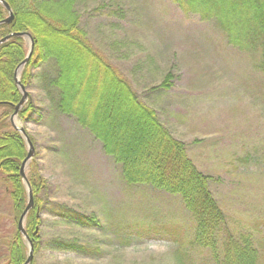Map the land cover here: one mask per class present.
<instances>
[{
	"label": "rangeland",
	"instance_id": "374dc122",
	"mask_svg": "<svg viewBox=\"0 0 264 264\" xmlns=\"http://www.w3.org/2000/svg\"><path fill=\"white\" fill-rule=\"evenodd\" d=\"M75 1L89 43L156 110L172 136L187 144L197 167L218 179L210 189L229 228L254 234L264 254L259 56L233 48L213 21L182 12L174 0ZM40 71L45 70H32L26 91L35 105L48 108ZM168 73L170 89L152 90ZM16 124L22 125L18 119ZM23 125L35 142L33 156L46 186L42 199L95 214L101 222L99 230L79 227L42 210L33 264H212L206 250L184 245L190 216L180 197L147 185L128 186L100 142L72 117L50 112L43 124ZM2 193L0 186V240L12 224ZM53 239L87 245L89 251L54 250L48 245Z\"/></svg>",
	"mask_w": 264,
	"mask_h": 264
},
{
	"label": "trees",
	"instance_id": "16d2710c",
	"mask_svg": "<svg viewBox=\"0 0 264 264\" xmlns=\"http://www.w3.org/2000/svg\"><path fill=\"white\" fill-rule=\"evenodd\" d=\"M5 1L12 9L13 19L9 24H0V39L18 32L32 35L34 48L20 71V83L27 88L32 70H45L37 73V77L41 78L42 89L50 101L48 108H41L28 98L17 115L22 125L28 121L43 124L50 112L72 117L100 142L103 152L119 166L120 177L128 186L147 185L180 197L190 216L187 226L190 238L184 245L206 250L212 264L263 262V247L254 234L229 228L228 218L210 189V183L218 179L197 167L187 144L172 136L156 110L140 100L119 70L89 43L80 27L76 1ZM174 1L182 12L213 21L233 48L256 53L259 56L256 68L264 73V0ZM6 16L0 4V21ZM27 51L28 45L21 36H12L0 44V186L10 202L12 216L10 231L0 240L1 264H23L27 257L25 240L17 229L18 218L27 203L26 187L19 175L27 145L9 122L21 97L13 73ZM170 78L168 73L152 90L170 89ZM29 138L34 146V139L30 135ZM25 173L33 206L26 214L24 229L34 249L38 247L42 210L65 224L101 229L95 214L42 199L41 192L46 186L34 156ZM178 244L179 249L183 248L182 242ZM48 245L54 250L81 254L89 251L87 245L61 239L50 240Z\"/></svg>",
	"mask_w": 264,
	"mask_h": 264
},
{
	"label": "water",
	"instance_id": "95a60500",
	"mask_svg": "<svg viewBox=\"0 0 264 264\" xmlns=\"http://www.w3.org/2000/svg\"><path fill=\"white\" fill-rule=\"evenodd\" d=\"M0 4L4 7V9L8 13V16L5 19H3L2 21H0V24L1 23L9 24L13 19L12 10L10 9L8 3L5 2L4 0H0ZM12 36H23L24 38H26L29 41V50H28L26 57L24 58V60L21 63L18 64V66L14 70L13 79H14V82L17 85V87L21 93V98L18 101V103L16 105H14L13 113L9 117V121L11 123V126L14 129H16L23 136L25 143L27 145V154H26V157L24 158V160L22 161L20 169H19V175H20V177H21V179H22V181L26 187V191H27V203H26L24 210L22 211L21 215L18 218L17 229L20 232V234L25 238L26 242L28 243V253H27L26 260L24 261L23 264H29L33 259V244L30 241V239L28 238V236L26 235V232L24 229V220H25L26 214L28 213V211L33 206V195H32V191H31L30 185L28 183V180H27V177L25 174V167H26V164L28 163V161L34 155V146L31 142L29 136L27 135L25 129L22 126L18 127L15 123V120H16L18 111L21 109L22 105L25 103V101L27 100V97H28V92L26 91L24 86L19 81L18 72H19L20 68L28 61L29 57L31 56L32 51H33V47H34V41H33L32 37L29 33H27V32L20 33L19 32V33H12L10 35L3 37L2 39H0V44L5 42L6 40H8Z\"/></svg>",
	"mask_w": 264,
	"mask_h": 264
},
{
	"label": "bare ground",
	"instance_id": "6f19581e",
	"mask_svg": "<svg viewBox=\"0 0 264 264\" xmlns=\"http://www.w3.org/2000/svg\"><path fill=\"white\" fill-rule=\"evenodd\" d=\"M15 123H16V121H15Z\"/></svg>",
	"mask_w": 264,
	"mask_h": 264
}]
</instances>
